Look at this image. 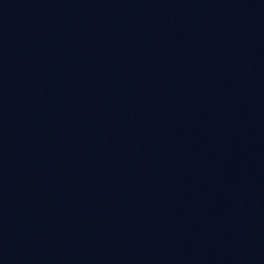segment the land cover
Instances as JSON below:
<instances>
[{"label": "water", "instance_id": "obj_1", "mask_svg": "<svg viewBox=\"0 0 264 264\" xmlns=\"http://www.w3.org/2000/svg\"><path fill=\"white\" fill-rule=\"evenodd\" d=\"M0 264H264V260L158 227L0 207Z\"/></svg>", "mask_w": 264, "mask_h": 264}]
</instances>
